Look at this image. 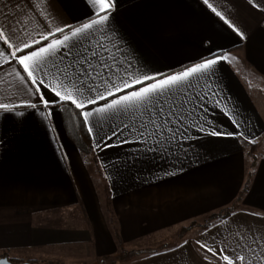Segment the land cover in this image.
Masks as SVG:
<instances>
[{
    "label": "crops",
    "instance_id": "0c3cea01",
    "mask_svg": "<svg viewBox=\"0 0 264 264\" xmlns=\"http://www.w3.org/2000/svg\"><path fill=\"white\" fill-rule=\"evenodd\" d=\"M210 2L243 37L203 0H115L103 33L77 38L60 66L72 63L78 74L79 62L91 63L92 76L113 63L109 54L148 75L227 56L176 86L162 114L142 109L89 117L91 154L68 134L63 104L72 103L45 87V107L30 81L16 76L26 75L16 62L0 60V103L15 106L0 109V256L99 264L137 249L144 252L110 264H226L223 255L245 257L236 264H264V0ZM92 17L87 0H0V22L16 26L13 42L21 47L41 32ZM103 71L98 80L108 74ZM133 123L145 126L143 137L121 132ZM229 207L227 217L200 226ZM185 227L178 242L159 248Z\"/></svg>",
    "mask_w": 264,
    "mask_h": 264
},
{
    "label": "snow or ice",
    "instance_id": "6c2138e0",
    "mask_svg": "<svg viewBox=\"0 0 264 264\" xmlns=\"http://www.w3.org/2000/svg\"><path fill=\"white\" fill-rule=\"evenodd\" d=\"M203 2L230 28L243 37L244 34L240 32L239 28L223 12L218 11L210 0H203ZM251 2L252 0H250ZM87 3L93 10V17L88 22L75 27L70 25L56 26L46 33H39L38 40L31 39V42L22 41V47L13 42L18 37L16 26L11 23L0 22V60L8 64H11L13 60L16 62L23 73L26 74L21 75L20 71H17L16 76L21 81H30L35 89L34 94L40 98L45 107L49 106V101L44 98L42 89L49 87L55 96L59 98L60 102H71L78 109H84L90 105L95 106L81 113L85 123L94 114L110 112L113 114L126 113L134 116L137 112L143 114L142 109L144 111L159 109L162 114L163 105L166 102L164 98L176 86L189 80L193 74L208 73L220 60L227 59L226 55H218L178 73L148 75L136 69L131 61H123L109 54L108 58L112 59L113 63L111 65L104 63L101 72H97L95 76H92L89 71V69H92L91 63L88 64V68H84L83 61L79 62L81 70L77 74L72 63L65 67L60 65L65 59L72 57V49L80 43L77 38L81 36L87 38V35L95 31L103 33L109 23L111 12L115 8V0H87ZM255 6L259 7L258 4ZM57 34L60 35L57 37ZM37 45L42 46L36 47ZM99 47L105 53L108 52L102 42ZM117 51H119V48H117ZM96 56L97 52L92 51V57L95 58ZM69 69L72 71H69ZM104 69H107L108 74L104 76L103 80H98V77L104 75ZM92 70L94 71V69ZM49 76H51V84L47 83ZM89 77H91V80H89ZM33 88H29L28 91L32 92ZM101 88H103V91L99 90ZM100 101H104V103L100 104ZM30 106L33 108L37 107L35 104ZM14 107V105L9 103H0V109L7 111H12ZM16 115H22V113L17 112ZM49 115H51L50 112ZM172 115L174 113L169 110V116ZM152 122L155 123L154 120ZM167 123L168 121L166 120L165 124ZM237 126L239 125L237 124ZM156 127L159 128L160 125H156ZM124 130L138 132L143 137L146 129L144 125H140V128H137L133 123L131 125L125 124L121 132ZM88 131L91 133L93 128L89 127ZM238 134L243 135V133ZM117 135L118 133L114 129L112 136ZM211 135L219 136L222 133L213 130ZM228 135L233 134L228 133ZM108 138L111 139L112 137ZM126 142V140L121 141V143ZM207 251L215 254V250L211 247H208ZM221 251L223 252V250ZM222 259L226 264H236V261H244L245 257L236 256L234 260L227 255H223ZM0 264H7V262L0 261Z\"/></svg>",
    "mask_w": 264,
    "mask_h": 264
},
{
    "label": "trees",
    "instance_id": "16d2710c",
    "mask_svg": "<svg viewBox=\"0 0 264 264\" xmlns=\"http://www.w3.org/2000/svg\"><path fill=\"white\" fill-rule=\"evenodd\" d=\"M82 110L76 108L72 104H63V115L66 123V128L68 131L69 136L72 138V140L75 142L77 147L84 153V154H91L93 151V144H92V138L91 134L88 131V127L84 121L83 116L81 115ZM247 188V185L245 186V189ZM233 207H229L222 212L212 214L208 221L201 225V227H208L213 222L221 220L232 212ZM167 247V246H166ZM144 251H131L130 254L132 256L143 253ZM125 254V253H124ZM124 256L123 254H120L118 256H112L103 258L100 260L99 264H110L116 261L121 260L120 256ZM2 256H8V253H4ZM0 256V257H2ZM9 258L13 261H16L15 259H12V257L9 256ZM19 262V261H17Z\"/></svg>",
    "mask_w": 264,
    "mask_h": 264
},
{
    "label": "rangeland",
    "instance_id": "374dc122",
    "mask_svg": "<svg viewBox=\"0 0 264 264\" xmlns=\"http://www.w3.org/2000/svg\"><path fill=\"white\" fill-rule=\"evenodd\" d=\"M95 178V177H94ZM95 182H96V186H98V187H100V189L102 190L104 187H101L102 186V184L101 183H99V182H97V177L95 178ZM106 201H108V200H106ZM210 218V217H209ZM208 218V219H209ZM207 222V221H206ZM205 222V223H206ZM196 224H198V222H195V223H191L189 226H190V229L192 228V227H194ZM188 226V227H189ZM201 226V225H200ZM189 228H182V229H178V231H175L172 235H170L167 239L166 238H164V242L166 243H162L161 245H162V247L160 246L159 248L161 249V248H163V247H166V246H171V245H174L176 242H178L179 241V237H181L182 236V234H184V232H186L187 230H188ZM165 244V245H164ZM150 249V248H149ZM133 251V250H132ZM136 251H138L137 249H136ZM146 251H148V250H146ZM125 253V254H124ZM131 253V250H124L123 252H122V254L124 255V256H120L121 258V260L122 261H126V260H128V259H130L131 257H132V254H130ZM9 257V256H8ZM12 259H15V258H12ZM16 261H19V262H22V261H24L23 260V258H21V259H19V260H17V259H15ZM121 260H119V261H121ZM32 262H34V263H37V264H43L44 262H42L41 260H38V261H32ZM48 264H60V263H56V262H50V263H48Z\"/></svg>",
    "mask_w": 264,
    "mask_h": 264
},
{
    "label": "water",
    "instance_id": "95a60500",
    "mask_svg": "<svg viewBox=\"0 0 264 264\" xmlns=\"http://www.w3.org/2000/svg\"><path fill=\"white\" fill-rule=\"evenodd\" d=\"M0 261H6L7 264H37L32 261H22V262L13 261L8 256L0 257Z\"/></svg>",
    "mask_w": 264,
    "mask_h": 264
}]
</instances>
